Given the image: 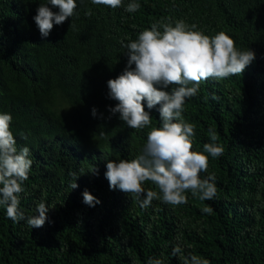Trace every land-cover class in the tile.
Returning <instances> with one entry per match:
<instances>
[{
    "label": "trees",
    "instance_id": "1",
    "mask_svg": "<svg viewBox=\"0 0 264 264\" xmlns=\"http://www.w3.org/2000/svg\"><path fill=\"white\" fill-rule=\"evenodd\" d=\"M130 2L112 9L76 0L74 15L42 37L33 17L48 0H0V114L12 116L16 146L28 147L32 160L19 207L25 217L37 215L41 202L49 208L44 226L31 229L0 206V264H184L192 255L210 264H264V0H135L134 13L125 11ZM177 20L209 37L223 31L255 59L240 76L202 82L185 102L192 151L224 148L216 158L204 153L209 165L200 174L214 176L215 198L187 192L185 204L153 200L142 209L130 194L110 190L102 166L142 154L148 132L160 127L159 105L144 102L152 123L131 129L110 113L117 102L95 83L115 72L110 61L126 53L122 43L155 22ZM79 60L94 70L85 73ZM81 125L88 126L74 133ZM85 190L99 203L86 205ZM177 245L182 251L173 256Z\"/></svg>",
    "mask_w": 264,
    "mask_h": 264
},
{
    "label": "clouds",
    "instance_id": "2",
    "mask_svg": "<svg viewBox=\"0 0 264 264\" xmlns=\"http://www.w3.org/2000/svg\"><path fill=\"white\" fill-rule=\"evenodd\" d=\"M91 3L116 9L123 5V0H91ZM48 5L58 11L53 12ZM76 7V0H48L46 5H40L33 17L40 35L48 37L54 25H62L74 15ZM139 8L140 4L133 0L125 11L134 13ZM194 29L195 24L189 26L183 20L175 21L174 26L173 22L153 23L135 40L122 43L126 53H118L110 61V69L115 72L95 83L104 95L117 102L109 109L110 113H118L119 119L131 129L142 130L152 123L144 102L148 109L159 105L160 127H152L148 132L142 154L130 161L103 160L102 166L110 190L130 194L140 201L142 209L149 207L153 200L172 206L185 204L187 192L201 201L212 200L217 194L211 182L214 176L202 179L200 174L208 170V155L219 157L224 148L207 143L203 152L192 151L194 125L185 122L182 113L186 100L197 94L202 82L240 76L254 61L255 53L248 49L237 50L235 41L223 31L209 37ZM77 65L85 73L94 70L88 61L79 60ZM169 86H172L170 92L162 90ZM212 99L219 97L213 94ZM92 115H96L95 109ZM11 122L10 114H0V206H4L6 217L14 223L26 220L31 229H38L48 220L49 208L41 202L36 209L37 215L31 217H25L20 210L19 197L24 191L23 182L29 178L32 160L28 147L17 148L10 130ZM88 125L79 126L74 133L83 132ZM209 136L213 142L218 139L212 129H209ZM96 171L94 167L92 173ZM75 180L71 189L78 187ZM145 182H151L155 190H146ZM82 195L83 202L90 207L99 203L87 190ZM212 211L207 205L203 207L204 213ZM181 251L177 245L172 255ZM148 264H162V261L149 259ZM184 264L210 262L192 255Z\"/></svg>",
    "mask_w": 264,
    "mask_h": 264
}]
</instances>
